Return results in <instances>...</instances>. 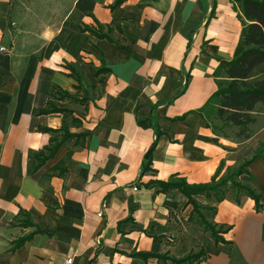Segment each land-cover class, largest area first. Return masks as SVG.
Returning a JSON list of instances; mask_svg holds the SVG:
<instances>
[{"label":"crops","instance_id":"1","mask_svg":"<svg viewBox=\"0 0 264 264\" xmlns=\"http://www.w3.org/2000/svg\"><path fill=\"white\" fill-rule=\"evenodd\" d=\"M244 21L232 0H0V264L180 257L193 207L158 183L207 184L264 149V112L244 142L200 112ZM248 172L258 205L217 204L227 231L217 243L199 232V264H264V153Z\"/></svg>","mask_w":264,"mask_h":264},{"label":"trees","instance_id":"2","mask_svg":"<svg viewBox=\"0 0 264 264\" xmlns=\"http://www.w3.org/2000/svg\"><path fill=\"white\" fill-rule=\"evenodd\" d=\"M232 1L239 5L245 20L240 40L233 59L229 62L221 61L214 71L217 91L200 112L207 128L215 135L239 142L250 138V126L255 121L254 109L258 104L264 106V0ZM211 111L214 113V121L220 122L222 126L208 122ZM227 128L233 129V138L225 132ZM155 146L156 143L146 155L150 162ZM263 153L262 148L249 159H243L237 166L227 168L220 177L224 166L221 163L214 178L207 184H189L185 179L179 178H173L166 183L159 182L165 192L178 190L182 193L187 198L185 207L192 206L193 210L186 221V229L181 227V232L176 234L177 245L183 246L177 252L180 257L171 256L169 252L144 256L155 257L162 264H199L205 260L206 250L196 239L199 232L207 234L217 243L223 241L221 234L227 231L213 222L216 205L228 194L233 196L236 204H240L242 198H250L258 205V194L253 189L248 166L256 158H263ZM199 198H203L207 204H203ZM20 215L25 219L21 221V225L23 222L26 225L31 223L32 219L28 214L21 212ZM28 239L29 237L22 239L17 245H22Z\"/></svg>","mask_w":264,"mask_h":264},{"label":"rangeland","instance_id":"3","mask_svg":"<svg viewBox=\"0 0 264 264\" xmlns=\"http://www.w3.org/2000/svg\"><path fill=\"white\" fill-rule=\"evenodd\" d=\"M11 29H12V30L14 29V23H13V24L11 23ZM263 112H264V106H262L261 104H258V105L256 106V108L254 109V112H253V117H254L255 121H254V123L250 126V135H251V136L253 135V131H252V129H254L253 126H254L255 122L257 121V115L259 116V115H261V113H263ZM208 122H209L211 125L217 124V125H219V126H222V124H221L220 122H218V121H214V113H213V111H211L210 118L208 119ZM225 132H226L228 135L232 136V138H233V133H234L233 129H228V128H227V129L225 130ZM251 136H250V137H251ZM244 141H245V140L243 139V140H241V141H239V142H244ZM260 150H262V145H259V144H258V147L255 148V150H252V147H250V146H247V149H246V148H244V150L242 149L241 152H240L239 155H238L239 163H241V161H242L243 159H249V158L252 157L257 151H260Z\"/></svg>","mask_w":264,"mask_h":264},{"label":"built area","instance_id":"4","mask_svg":"<svg viewBox=\"0 0 264 264\" xmlns=\"http://www.w3.org/2000/svg\"><path fill=\"white\" fill-rule=\"evenodd\" d=\"M2 51L5 50L4 48L1 49ZM135 191H137V188H134ZM100 217H102V213L99 214ZM72 263V259H69L68 260V264H71Z\"/></svg>","mask_w":264,"mask_h":264}]
</instances>
